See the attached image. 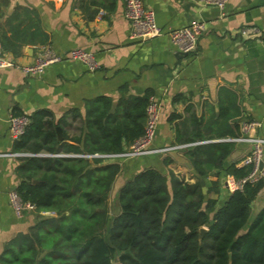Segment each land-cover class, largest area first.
Segmentation results:
<instances>
[{
	"label": "crops",
	"instance_id": "1",
	"mask_svg": "<svg viewBox=\"0 0 264 264\" xmlns=\"http://www.w3.org/2000/svg\"><path fill=\"white\" fill-rule=\"evenodd\" d=\"M79 1L9 0L2 8L0 36L8 37L16 49L14 53L5 50L10 58L20 65L34 64L44 52L61 59L36 75L14 67L0 68V260L13 237L26 232L39 215L47 216L35 211L16 216L8 202V193L16 191L21 180L16 169L27 156L15 150L17 140L8 130L10 115L47 111L54 120L66 115L67 125L57 126L62 139L63 132L69 137L78 135V119H72L70 112L79 109L83 113L86 100L109 97L116 102L121 95L141 97L150 92L159 105L152 147L163 151L112 161L121 165L108 197L115 205L113 215L119 213L118 189L146 169L173 173L189 184L203 180L206 198L222 205L232 194L224 185L229 175L224 170L230 165L249 167L240 160L250 144L236 140L243 136L242 122H258L259 127L245 135L264 138V0H226L222 9L204 0H142L162 29L160 36L145 39L130 36V23L123 16L125 0H117L113 10H100V17L91 20L79 8ZM194 22L204 26L196 49L179 53L168 32ZM72 49L92 53L97 68L91 71L70 59ZM192 116L198 125L192 123ZM183 122L186 137L199 133L203 140L177 142L175 128ZM220 125H226L232 135L219 137ZM236 131L239 135L234 137ZM213 142H231L233 148L223 169L205 164V175L199 178L187 151ZM261 180L250 219L264 208ZM215 182L218 192L207 193Z\"/></svg>",
	"mask_w": 264,
	"mask_h": 264
},
{
	"label": "trees",
	"instance_id": "2",
	"mask_svg": "<svg viewBox=\"0 0 264 264\" xmlns=\"http://www.w3.org/2000/svg\"><path fill=\"white\" fill-rule=\"evenodd\" d=\"M116 1L80 0L79 8L91 20L100 10H113ZM8 3L0 0V18ZM0 43L16 51L8 37L0 36ZM150 96L86 100L83 113L70 112L78 119V135L63 132L60 140L56 127L67 125L66 115L58 120L47 111L27 116L15 142V150L27 154L16 169L21 177L16 192L34 204L36 213L50 215H39L26 232L13 237L0 264H264V208L250 219L262 180L244 184L217 206L216 200L204 198L199 181L189 184L173 173L146 169L118 189L119 213L110 214L107 199L121 165L85 156L119 154L134 144L144 134ZM192 123L198 125L194 116ZM183 126L176 125L177 142L203 140L199 133L186 137ZM217 135L232 133L220 125ZM232 148L231 142L198 144L189 147L187 158L203 178L202 166L223 169ZM42 153L49 156H37ZM249 171L235 165L224 170L234 179ZM211 191L218 192L216 182ZM202 227L206 232L199 238Z\"/></svg>",
	"mask_w": 264,
	"mask_h": 264
},
{
	"label": "built area",
	"instance_id": "3",
	"mask_svg": "<svg viewBox=\"0 0 264 264\" xmlns=\"http://www.w3.org/2000/svg\"><path fill=\"white\" fill-rule=\"evenodd\" d=\"M226 0H204L206 4L214 5L219 9L224 7ZM101 11L97 17H100ZM123 16L131 26L132 38H153L162 34V29L155 21L154 12L152 9L145 6L142 0H125ZM204 31L202 23L194 22L190 26L173 29L168 32L171 43L175 46L176 50L182 54L192 53L196 49L197 41ZM68 57L72 60H78L85 64L89 70H95L97 65L95 63L93 54L82 49H72L68 53ZM60 56L50 52H44L39 56L32 65H20L15 62L5 52L2 44L0 43V68L14 67L21 70L26 75H36L42 70L52 64L60 61ZM159 118V105L153 100L149 99L146 107V121L144 127V134L132 144L125 152L119 154H93L86 155L88 158H100L105 161L112 162L113 160L133 158L155 152H162L163 149H156L152 147V142L155 135V130ZM28 117L25 115L14 116L10 115L8 120V130L11 138L17 140L25 131L28 124ZM259 127L256 121L242 122L241 131L243 136L236 139L245 141L250 144L249 152L240 160L241 165L249 166V173L240 179H234L232 176H226L224 185L226 189L233 193L237 190H242L244 184H254L264 178V138L255 135H245L251 130ZM180 147V146H177ZM182 147V146H181ZM17 155V154H15ZM8 202L16 216H21L26 212L35 211L34 204L24 202L19 197L15 190L8 193ZM41 214L48 215L49 212H41Z\"/></svg>",
	"mask_w": 264,
	"mask_h": 264
},
{
	"label": "water",
	"instance_id": "4",
	"mask_svg": "<svg viewBox=\"0 0 264 264\" xmlns=\"http://www.w3.org/2000/svg\"><path fill=\"white\" fill-rule=\"evenodd\" d=\"M56 132H57V136H58V139H61V129L59 127H56ZM200 185H201V190H202V193H203V196L204 198H206V193H205V188H204V182L203 180L200 181ZM206 232V228H200L199 229V238ZM119 264V263H117Z\"/></svg>",
	"mask_w": 264,
	"mask_h": 264
},
{
	"label": "rangeland",
	"instance_id": "5",
	"mask_svg": "<svg viewBox=\"0 0 264 264\" xmlns=\"http://www.w3.org/2000/svg\"><path fill=\"white\" fill-rule=\"evenodd\" d=\"M107 204L109 207L110 214H112V215L115 214L116 213L115 205H114L113 200L111 198L108 199ZM114 264H117V263H114Z\"/></svg>",
	"mask_w": 264,
	"mask_h": 264
}]
</instances>
